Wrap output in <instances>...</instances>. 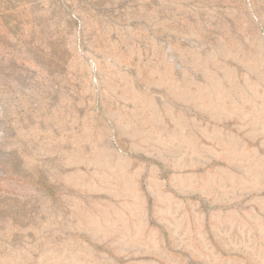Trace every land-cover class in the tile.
<instances>
[{"label":"rangeland","instance_id":"1","mask_svg":"<svg viewBox=\"0 0 264 264\" xmlns=\"http://www.w3.org/2000/svg\"><path fill=\"white\" fill-rule=\"evenodd\" d=\"M0 264H264V0H0Z\"/></svg>","mask_w":264,"mask_h":264}]
</instances>
